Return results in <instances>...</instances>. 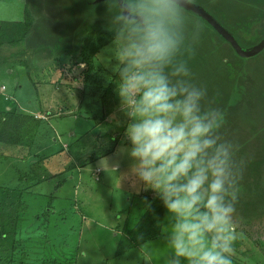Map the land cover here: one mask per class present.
<instances>
[{"label": "rangeland", "instance_id": "1", "mask_svg": "<svg viewBox=\"0 0 264 264\" xmlns=\"http://www.w3.org/2000/svg\"><path fill=\"white\" fill-rule=\"evenodd\" d=\"M99 1L91 9L106 7ZM189 3L231 31L235 7L228 1L219 2L216 8H204L197 0ZM218 9L224 10V19L215 13ZM77 11L82 10L79 7ZM26 13L32 20L27 36L18 43L2 39L0 46V118L5 110L15 108L40 122L34 144L0 143V194L23 190L26 204L22 211L14 208L10 218L15 224V240L34 246L31 264H40L44 258L73 264H146L145 260L167 264L166 210L159 237L138 247L124 242L156 197L151 190L133 184L131 162L117 153L127 143V119L119 110L118 77L101 58L108 55L104 50L113 41L110 17L100 15L86 21L80 28L84 33L78 46L67 43L65 37L64 47L60 41L51 47L54 41L52 45L46 41L45 29L61 25L62 11H56L48 0H0V25L23 21ZM186 14L190 37L191 21L202 25L201 45L207 36L213 37L207 24ZM242 61L243 69L236 70L241 73L233 83L225 79L222 63L214 56L187 66L193 83L227 97L221 132L239 146L236 159L242 176L234 214L237 239L233 264H264V165L253 173L244 168L264 150V50ZM257 67L255 75L253 68ZM251 100L250 111L247 105ZM116 161L119 168L114 171Z\"/></svg>", "mask_w": 264, "mask_h": 264}, {"label": "clouds", "instance_id": "2", "mask_svg": "<svg viewBox=\"0 0 264 264\" xmlns=\"http://www.w3.org/2000/svg\"><path fill=\"white\" fill-rule=\"evenodd\" d=\"M104 2L114 35L101 58L118 77L127 119V143L117 153L131 162L133 184L151 190L166 209L167 264H233L239 146L222 134L224 113L205 106L207 88L191 81L187 61L178 58L185 46L194 51L203 31L191 21L185 45L190 0Z\"/></svg>", "mask_w": 264, "mask_h": 264}, {"label": "trees", "instance_id": "3", "mask_svg": "<svg viewBox=\"0 0 264 264\" xmlns=\"http://www.w3.org/2000/svg\"><path fill=\"white\" fill-rule=\"evenodd\" d=\"M70 1L73 2L74 0H48L51 7H54L59 13L62 11L64 14L59 18L61 19V25L59 23L53 26L47 24L49 25V28L45 29L44 34L46 36L44 37L46 38V41H48L51 45L54 41L53 46L49 45L51 47H57L59 45V41L64 47L65 44L63 42L65 41V37L69 38L67 43H73L78 46L79 36L81 37L84 33V31L80 30V28L82 29L84 27V23L86 21L100 15H103L104 17H110V13L106 7V9L103 7L101 11L99 9H91V7H97V5L100 3L99 0H76L74 4H72ZM217 1V4H211L210 0H197V2L204 8H208L210 6L216 8L219 5V2L222 3L224 1H228L232 8L235 7L234 12H232L231 31L225 30L234 37L243 50L246 51L253 49L264 39V0ZM67 7H69V9L66 13L64 10H66ZM79 7L82 10L81 12L77 11V8ZM102 12H106V14H102ZM186 12L191 13L202 20L209 26L210 29L213 30L214 34H212L213 37L211 35L207 36L206 40L201 42L202 45L199 42L192 45L191 48L194 49V51L186 46L183 47L182 51L184 55L178 58L186 60L187 63H196L198 61L204 60L205 57L211 60L214 56L222 63L221 70H225V73H223V76L226 77L225 79L229 83H233L235 76H240L241 73H237L238 71L236 72V70L239 69V71H241L243 69L241 68L243 63L242 58H240L235 53L228 41L218 34L206 21L192 12L187 10ZM215 13H218L220 15L219 17L223 19L226 16L223 9H218ZM31 23L32 20L27 15V13L24 14L23 21L3 22L0 25V46L3 43L1 42L2 39L8 43H18L24 39L30 30ZM189 31V28H186L185 45H189L191 43ZM203 45H207V48L209 47V49H204ZM99 49L100 47L97 48V50L92 51L97 52ZM253 71L255 72V75H257L259 72V67L256 69L253 68ZM228 77H230L232 80L230 81ZM251 82L255 83L254 78ZM250 96H253V94ZM209 102H211L212 106L218 107L222 111L226 110L228 107L227 97H223V95H217V91H215L214 94L208 92V95L204 101L205 106H207ZM252 103V100L248 101L247 106L250 108V111L252 109ZM254 116L255 115L253 114V117ZM39 123L40 122L34 119L33 116H26L17 113L15 108L11 111L3 112L0 118V143L6 146H15L17 144L29 146L32 143L34 144L36 132L38 131L37 129L40 125ZM26 137L27 140H29L28 142L27 140L24 141V138ZM263 165L264 150L260 154V158H253L246 163L244 168L246 171L253 173ZM23 195V190H5L2 195L0 194V264H31L29 260L31 256L36 253L35 249H33L34 246L31 247L32 245L28 246L26 242L21 240L17 242L15 240V224H13V219H10L13 216L12 212L14 208L21 209V211L25 209L26 204L23 202ZM165 210L166 209L163 207L161 201L158 198L153 200L137 224H135L131 232L127 235V237L124 238V242H129L130 246L132 247H138L140 245H144L152 239L159 237ZM21 211L18 212L17 219H20L19 215H21ZM12 225L14 229H12ZM73 263L74 262H66L52 258H44L40 262V264Z\"/></svg>", "mask_w": 264, "mask_h": 264}, {"label": "water", "instance_id": "4", "mask_svg": "<svg viewBox=\"0 0 264 264\" xmlns=\"http://www.w3.org/2000/svg\"><path fill=\"white\" fill-rule=\"evenodd\" d=\"M186 10L194 13L195 15L206 21L218 34H220L224 39L228 41L235 53L240 58L254 57L264 50V39L253 49L245 51L240 47L234 37L224 28H222L210 15L190 3L189 7Z\"/></svg>", "mask_w": 264, "mask_h": 264}, {"label": "crops", "instance_id": "5", "mask_svg": "<svg viewBox=\"0 0 264 264\" xmlns=\"http://www.w3.org/2000/svg\"><path fill=\"white\" fill-rule=\"evenodd\" d=\"M46 73V72H45ZM0 92L2 93V90H0ZM6 111V110H5ZM132 230V229H131Z\"/></svg>", "mask_w": 264, "mask_h": 264}]
</instances>
